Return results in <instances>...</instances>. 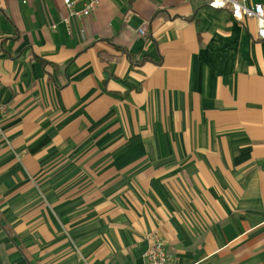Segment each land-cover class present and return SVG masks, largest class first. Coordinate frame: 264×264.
<instances>
[{
    "label": "crops",
    "instance_id": "obj_1",
    "mask_svg": "<svg viewBox=\"0 0 264 264\" xmlns=\"http://www.w3.org/2000/svg\"><path fill=\"white\" fill-rule=\"evenodd\" d=\"M67 15L0 0V264H145L154 233L172 264H264L256 21L105 0L67 36Z\"/></svg>",
    "mask_w": 264,
    "mask_h": 264
},
{
    "label": "built area",
    "instance_id": "obj_2",
    "mask_svg": "<svg viewBox=\"0 0 264 264\" xmlns=\"http://www.w3.org/2000/svg\"><path fill=\"white\" fill-rule=\"evenodd\" d=\"M22 5H28L33 0H18ZM105 0H86L80 9L76 7V0H62L64 7L68 11L66 18L62 20V25L67 36L73 34V22L80 21L91 16L98 5ZM116 1V0H114ZM207 6L213 10L229 11L233 20L241 22L243 20H255L257 24V36L259 40H264V6L261 4L249 3L251 0H202ZM54 28V26L52 27ZM78 33L83 36V29H79ZM138 33L145 35V30L140 29ZM3 111V106L0 103V112ZM0 138H3L0 129ZM4 139V138H3ZM145 264H172V258L166 252L164 242L161 237L154 233L151 236V243L148 250L143 256ZM79 264H89L84 259L80 260Z\"/></svg>",
    "mask_w": 264,
    "mask_h": 264
}]
</instances>
